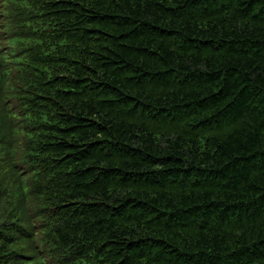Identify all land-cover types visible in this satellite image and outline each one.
<instances>
[{"label": "trees", "instance_id": "1", "mask_svg": "<svg viewBox=\"0 0 264 264\" xmlns=\"http://www.w3.org/2000/svg\"><path fill=\"white\" fill-rule=\"evenodd\" d=\"M0 264H264V0H0Z\"/></svg>", "mask_w": 264, "mask_h": 264}]
</instances>
